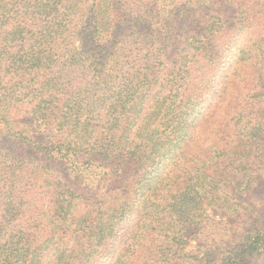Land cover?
I'll use <instances>...</instances> for the list:
<instances>
[{
	"label": "trees",
	"instance_id": "16d2710c",
	"mask_svg": "<svg viewBox=\"0 0 264 264\" xmlns=\"http://www.w3.org/2000/svg\"><path fill=\"white\" fill-rule=\"evenodd\" d=\"M140 2L0 0V264H264V0Z\"/></svg>",
	"mask_w": 264,
	"mask_h": 264
},
{
	"label": "rangeland",
	"instance_id": "374dc122",
	"mask_svg": "<svg viewBox=\"0 0 264 264\" xmlns=\"http://www.w3.org/2000/svg\"><path fill=\"white\" fill-rule=\"evenodd\" d=\"M130 1H131V6L133 7V8H131V10L136 11L140 8L137 6V5L141 4L140 0H130ZM134 4H135V6H134ZM79 14H81L82 17H83V15L85 16V10L80 11ZM86 31H89V29L88 30L86 29ZM87 40H88V36H87V34H85L84 35V41H87ZM110 51H112V47L107 46V47H105L104 52H102V53L108 55L110 53ZM255 196L260 199L261 203L257 204V206H256L257 212L250 211V214L251 215H258V216H261L262 218H264V185L259 189L258 194H256ZM257 256L264 257V246L261 247L260 252Z\"/></svg>",
	"mask_w": 264,
	"mask_h": 264
}]
</instances>
